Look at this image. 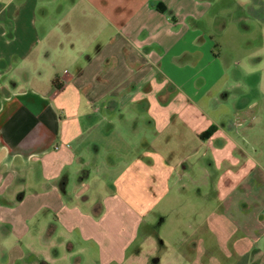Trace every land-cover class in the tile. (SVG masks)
Listing matches in <instances>:
<instances>
[{"label": "crops", "instance_id": "0c3cea01", "mask_svg": "<svg viewBox=\"0 0 264 264\" xmlns=\"http://www.w3.org/2000/svg\"><path fill=\"white\" fill-rule=\"evenodd\" d=\"M226 2L0 0V264H264Z\"/></svg>", "mask_w": 264, "mask_h": 264}, {"label": "rangeland", "instance_id": "374dc122", "mask_svg": "<svg viewBox=\"0 0 264 264\" xmlns=\"http://www.w3.org/2000/svg\"><path fill=\"white\" fill-rule=\"evenodd\" d=\"M233 1L223 5L227 9L223 13L228 14V18L224 17L228 30L236 31L233 34L235 44L230 46L228 56L231 60L236 58L237 69L232 71V77L237 78L241 84L231 90L233 97L230 100L235 98L236 102L242 99L240 96H244L242 103H254L257 109L253 111H258V114H253L254 119L246 117L248 111L241 113L234 125L244 151L253 157L257 151L254 159L260 158L263 161L261 158L264 159V153L261 154L258 148L260 143H264V0ZM230 107L232 111L233 106ZM247 127H252L251 131L246 132Z\"/></svg>", "mask_w": 264, "mask_h": 264}, {"label": "trees", "instance_id": "16d2710c", "mask_svg": "<svg viewBox=\"0 0 264 264\" xmlns=\"http://www.w3.org/2000/svg\"><path fill=\"white\" fill-rule=\"evenodd\" d=\"M208 133V132H207Z\"/></svg>", "mask_w": 264, "mask_h": 264}]
</instances>
